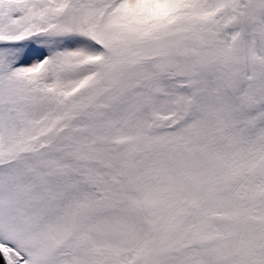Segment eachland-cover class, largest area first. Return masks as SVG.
I'll list each match as a JSON object with an SVG mask.
<instances>
[{
    "label": "snow or ice",
    "instance_id": "obj_1",
    "mask_svg": "<svg viewBox=\"0 0 264 264\" xmlns=\"http://www.w3.org/2000/svg\"><path fill=\"white\" fill-rule=\"evenodd\" d=\"M0 264H264V0H0Z\"/></svg>",
    "mask_w": 264,
    "mask_h": 264
}]
</instances>
